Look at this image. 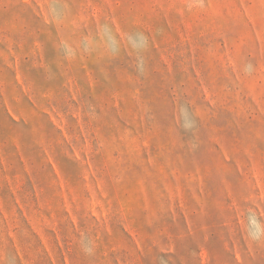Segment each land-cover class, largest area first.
<instances>
[{"label": "rangeland", "instance_id": "obj_1", "mask_svg": "<svg viewBox=\"0 0 264 264\" xmlns=\"http://www.w3.org/2000/svg\"><path fill=\"white\" fill-rule=\"evenodd\" d=\"M0 264H264V0H0Z\"/></svg>", "mask_w": 264, "mask_h": 264}]
</instances>
